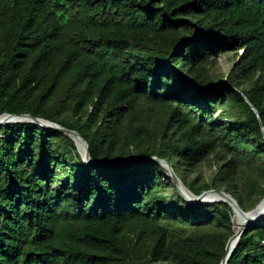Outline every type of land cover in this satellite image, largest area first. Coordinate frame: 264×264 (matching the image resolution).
I'll list each match as a JSON object with an SVG mask.
<instances>
[{"label": "trees", "instance_id": "16d2710c", "mask_svg": "<svg viewBox=\"0 0 264 264\" xmlns=\"http://www.w3.org/2000/svg\"><path fill=\"white\" fill-rule=\"evenodd\" d=\"M3 114L74 131L93 162L157 158L248 212L264 198V0H0ZM212 156L209 185L181 177ZM163 172L94 168L63 133L0 126V264H220L232 209L165 195ZM262 240L246 230L227 264H264Z\"/></svg>", "mask_w": 264, "mask_h": 264}, {"label": "water", "instance_id": "95a60500", "mask_svg": "<svg viewBox=\"0 0 264 264\" xmlns=\"http://www.w3.org/2000/svg\"><path fill=\"white\" fill-rule=\"evenodd\" d=\"M11 124H34L39 126L42 129H48L51 131H56L63 133L68 138H70L77 150L82 153L83 163L94 167V168H131L136 166H141L145 163H156L164 166L173 180L181 198L191 206L195 205H214L217 203H223L228 205L234 214H240L243 216V224L235 230L234 235L228 240L225 247V254L220 264H227L228 260L231 258L233 253L236 250L238 242L242 235L253 226L264 224V198L250 211L244 212L239 206L237 201L230 195L223 191L209 190L203 192L199 196L193 195L181 182V180L174 174L173 170L167 163L157 159V158H147V159H132L124 160L119 162H93L90 159L88 153V146L85 141L74 131H70L60 127L57 124L48 122L43 119L33 118L30 115H9L3 114L0 116V126H7ZM185 192H182V191ZM190 199L188 198L187 194ZM234 240V242H232Z\"/></svg>", "mask_w": 264, "mask_h": 264}, {"label": "rangeland", "instance_id": "374dc122", "mask_svg": "<svg viewBox=\"0 0 264 264\" xmlns=\"http://www.w3.org/2000/svg\"><path fill=\"white\" fill-rule=\"evenodd\" d=\"M235 56H236L235 54L229 53V54L221 55L220 57L213 60L212 64H209L205 67L207 75L213 81H216V82L220 80L224 81L233 65ZM192 93H193L192 90H189L187 92L188 95H191ZM221 115H224V114H223V111L219 109L217 111L215 119H217L218 116H221ZM223 122H226V119L223 120ZM78 153L82 157V153L80 151H78ZM218 166H219L218 161L212 156V157H209L199 167H197V169L193 171L192 173L190 171L189 172L183 171L181 173V177L184 176L188 184L194 183L195 187H202L204 185H209L217 173ZM163 169H164V172L162 176V182L164 183V182H167V180H169V183H168L169 186L167 187V189L164 190V194L167 196H174V197L178 196L179 198H181L173 180L171 179L168 173V170L164 166H163ZM221 191H223V189Z\"/></svg>", "mask_w": 264, "mask_h": 264}, {"label": "bare ground", "instance_id": "6f19581e", "mask_svg": "<svg viewBox=\"0 0 264 264\" xmlns=\"http://www.w3.org/2000/svg\"><path fill=\"white\" fill-rule=\"evenodd\" d=\"M182 192H185L184 190L182 191ZM187 194V193H186ZM187 196H188V198L190 199L191 197H189V195L187 194ZM192 199V198H191ZM234 219H235V230L238 228V227H240V226H242V224H243V216L242 215H240V214H236L235 216H234ZM234 240L235 239H233V241L232 242H234Z\"/></svg>", "mask_w": 264, "mask_h": 264}, {"label": "built area", "instance_id": "2783aa9c", "mask_svg": "<svg viewBox=\"0 0 264 264\" xmlns=\"http://www.w3.org/2000/svg\"><path fill=\"white\" fill-rule=\"evenodd\" d=\"M260 246H261V247H264V240H262V241L260 242Z\"/></svg>", "mask_w": 264, "mask_h": 264}]
</instances>
